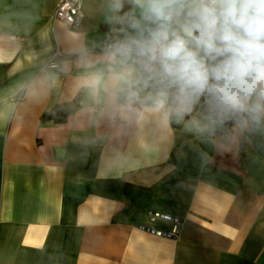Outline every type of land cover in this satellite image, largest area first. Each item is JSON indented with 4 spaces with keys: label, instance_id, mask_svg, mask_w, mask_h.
Segmentation results:
<instances>
[{
    "label": "crops",
    "instance_id": "obj_1",
    "mask_svg": "<svg viewBox=\"0 0 264 264\" xmlns=\"http://www.w3.org/2000/svg\"><path fill=\"white\" fill-rule=\"evenodd\" d=\"M60 2L0 0V264H264V126L122 108L90 83L108 0H82L76 29ZM153 210L176 237L139 228L170 230Z\"/></svg>",
    "mask_w": 264,
    "mask_h": 264
},
{
    "label": "clouds",
    "instance_id": "obj_2",
    "mask_svg": "<svg viewBox=\"0 0 264 264\" xmlns=\"http://www.w3.org/2000/svg\"><path fill=\"white\" fill-rule=\"evenodd\" d=\"M107 10L118 27L88 60L103 65L93 88L128 110L143 96L166 122L202 107L213 122L264 126V0H108Z\"/></svg>",
    "mask_w": 264,
    "mask_h": 264
},
{
    "label": "built area",
    "instance_id": "obj_3",
    "mask_svg": "<svg viewBox=\"0 0 264 264\" xmlns=\"http://www.w3.org/2000/svg\"><path fill=\"white\" fill-rule=\"evenodd\" d=\"M81 7H82V0H61L59 5L55 9L54 18L61 20L62 23L67 27L76 29L80 25L83 18ZM114 27H118V26L113 25L106 30L105 37L103 38L102 41V48L105 45V43L109 40V38L114 36V33L112 31ZM60 55H61L60 51L56 49L52 53L51 57L46 61L43 68L44 69L57 68L59 65ZM198 108L204 111L202 107H198ZM204 113L209 122L221 125L224 128H229L230 126L237 124L234 120L231 119L224 120L223 122H213L209 119L205 111ZM148 216L151 221H154L155 219L159 218L170 222L171 223L170 230L164 231L145 225H140L139 226L140 229L157 236L170 237V238H174L177 236L181 225V220L178 216H173L168 213H163L157 210L149 211Z\"/></svg>",
    "mask_w": 264,
    "mask_h": 264
},
{
    "label": "trees",
    "instance_id": "obj_4",
    "mask_svg": "<svg viewBox=\"0 0 264 264\" xmlns=\"http://www.w3.org/2000/svg\"><path fill=\"white\" fill-rule=\"evenodd\" d=\"M76 108V102L70 101L57 104L49 110L45 111L42 118L51 119L55 123H60L66 120L67 116Z\"/></svg>",
    "mask_w": 264,
    "mask_h": 264
}]
</instances>
